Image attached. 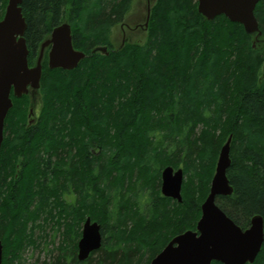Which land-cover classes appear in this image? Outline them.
Returning <instances> with one entry per match:
<instances>
[{
	"label": "trees",
	"instance_id": "trees-1",
	"mask_svg": "<svg viewBox=\"0 0 264 264\" xmlns=\"http://www.w3.org/2000/svg\"><path fill=\"white\" fill-rule=\"evenodd\" d=\"M131 2L20 4L29 65L63 22L84 57L73 69H50L45 51L39 87L10 95L0 147L1 264H21L44 222L61 237L47 264H149L174 236L195 230L229 137L232 192L216 204L242 229L254 215L264 228V0L253 34L223 15L207 20L197 0H155L144 41L114 47L112 28ZM30 92L39 94L38 116L26 127ZM169 165L183 172L180 202L160 193ZM86 217L100 224L102 241L79 260ZM246 264H264V239Z\"/></svg>",
	"mask_w": 264,
	"mask_h": 264
},
{
	"label": "water",
	"instance_id": "water-1",
	"mask_svg": "<svg viewBox=\"0 0 264 264\" xmlns=\"http://www.w3.org/2000/svg\"><path fill=\"white\" fill-rule=\"evenodd\" d=\"M259 0H197V11L211 20L223 15L231 22L241 24L247 33L258 32L254 8ZM22 0H7L0 20V147L3 140L4 119L11 107V90L15 97L28 92V87H39L43 49L50 45L48 67L73 69L84 57L71 42L68 23L53 28L50 37L41 44L40 54L33 67L28 66V49L24 38L26 23L21 12ZM230 137L220 148L209 193L201 204V216L195 230L174 236L149 264H246L254 261L264 239L263 218L254 215L250 225L241 229L216 204L217 196L229 195L232 188L226 176L230 165ZM161 193L181 201L183 172L166 166L161 170ZM102 241L100 224L86 217L77 243V258L86 259L97 250ZM2 245L0 243V264Z\"/></svg>",
	"mask_w": 264,
	"mask_h": 264
},
{
	"label": "rangeland",
	"instance_id": "rangeland-1",
	"mask_svg": "<svg viewBox=\"0 0 264 264\" xmlns=\"http://www.w3.org/2000/svg\"><path fill=\"white\" fill-rule=\"evenodd\" d=\"M144 13L145 0H132L131 7L128 15L126 16L125 22L129 23L131 26L142 23ZM126 29L128 28L126 27ZM126 29V32L123 35L124 31L120 28L119 23L112 28L111 40L114 47H117L119 44H121L123 40H128L130 42L144 41L145 33L141 29H137L133 32H129ZM46 52L48 54V50H46ZM38 95V92H32V95L30 94V96L33 98V100H31L34 102V107L36 102L39 100ZM48 223H40L42 225V228L35 229L33 235V239L35 242L34 246L27 247L23 254L24 259L21 264H47L52 261V257L55 253L53 254L54 250L53 252L49 250H51L54 245L58 246L60 244L61 237L59 236V234H56L52 231L51 224ZM69 243L71 244L70 240Z\"/></svg>",
	"mask_w": 264,
	"mask_h": 264
},
{
	"label": "flooded vegetation",
	"instance_id": "flooded-vegetation-1",
	"mask_svg": "<svg viewBox=\"0 0 264 264\" xmlns=\"http://www.w3.org/2000/svg\"><path fill=\"white\" fill-rule=\"evenodd\" d=\"M153 1H155V0H145V13H144V18H143V22L142 23H138V24H135L134 26H131L129 23H127V22H125V19H126V16L128 15V13H129V11H128V13L124 16V18H123V20L119 23V25H120V28L124 31L123 32V35H124V33L126 32L125 31V29H126V27L128 28V29H126L127 31H129V32H133V31H135V30H137V29H141L143 32L145 31V29H146V27H147V25H148V20H149V13H150V7H151V4L153 3ZM130 10V9H129ZM53 30V29H52ZM25 31V30H24ZM51 33V32H50ZM49 37H50V34H49ZM48 37V38H49ZM47 38V39H48ZM124 41V40H123ZM40 49H41V47H40ZM50 49V45H47L44 49H43V53H42V58H41V61H42V59H43V56H44V53H45V51L46 50H49ZM39 53H40V50H39ZM28 56V55H27ZM38 58V57H37ZM37 61V60H36ZM36 64V63H35ZM35 64L34 65H29L28 64V66L29 67H33V66H35ZM29 90H36V89H31V88H29L28 89V92H29ZM27 92V93H28ZM32 94V93H31ZM10 95H13L14 96V94H13V91L11 90V93H10ZM36 112H38V104L36 103L35 104V107H30L29 109H28V114H27V117H26V127L27 126H29V125H33L35 122H36V119H37V113ZM65 197L67 198V197H70L71 199H75L76 198V194H75V192H73V191H69V192H66V194H65ZM211 264V263H210Z\"/></svg>",
	"mask_w": 264,
	"mask_h": 264
},
{
	"label": "bare ground",
	"instance_id": "bare-ground-1",
	"mask_svg": "<svg viewBox=\"0 0 264 264\" xmlns=\"http://www.w3.org/2000/svg\"><path fill=\"white\" fill-rule=\"evenodd\" d=\"M44 42V41H43ZM55 75V74H54ZM58 75V74H57ZM43 115V114H42ZM230 145V144H229ZM230 148V147H229ZM170 166V165H169ZM66 216V215H65Z\"/></svg>",
	"mask_w": 264,
	"mask_h": 264
}]
</instances>
